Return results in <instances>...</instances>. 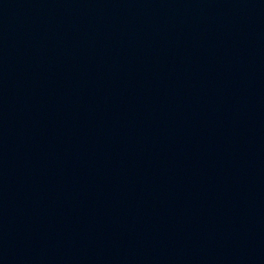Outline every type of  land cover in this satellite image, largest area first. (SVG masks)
<instances>
[{"label": "water", "instance_id": "1", "mask_svg": "<svg viewBox=\"0 0 264 264\" xmlns=\"http://www.w3.org/2000/svg\"><path fill=\"white\" fill-rule=\"evenodd\" d=\"M0 264H264V0H0Z\"/></svg>", "mask_w": 264, "mask_h": 264}]
</instances>
